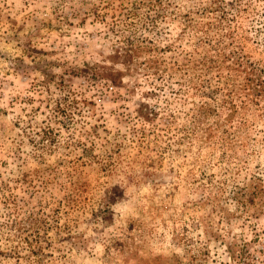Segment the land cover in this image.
<instances>
[{
	"label": "rangeland",
	"instance_id": "obj_1",
	"mask_svg": "<svg viewBox=\"0 0 264 264\" xmlns=\"http://www.w3.org/2000/svg\"><path fill=\"white\" fill-rule=\"evenodd\" d=\"M0 264H264V0H0Z\"/></svg>",
	"mask_w": 264,
	"mask_h": 264
}]
</instances>
